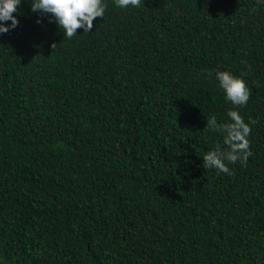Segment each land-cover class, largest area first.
<instances>
[{"label":"trees","instance_id":"obj_1","mask_svg":"<svg viewBox=\"0 0 264 264\" xmlns=\"http://www.w3.org/2000/svg\"><path fill=\"white\" fill-rule=\"evenodd\" d=\"M103 3L69 39L21 0L0 34V264H264V2ZM230 108L232 175L203 167Z\"/></svg>","mask_w":264,"mask_h":264},{"label":"clouds","instance_id":"obj_2","mask_svg":"<svg viewBox=\"0 0 264 264\" xmlns=\"http://www.w3.org/2000/svg\"><path fill=\"white\" fill-rule=\"evenodd\" d=\"M257 2L262 3L264 0H257ZM115 3L121 8L139 7L141 0H115ZM20 4L21 0H0V34L8 33L18 26L19 20L14 13L17 12ZM31 8L33 12L50 14L52 20L63 31L64 37L71 39L80 28H83L84 32H91L94 20L97 17H104L107 5L103 3V0H31ZM7 21H11V25L3 23ZM40 22L38 19L37 23ZM55 46L56 43L51 45L53 49ZM242 75H247V73H242ZM216 78L226 94V101L236 108L247 104L250 91L242 76L234 75L230 71L218 70ZM227 116L230 122L226 123H219L215 115L207 116L205 128L221 132L225 147L217 144L206 152L203 156V167L232 175L229 164L239 161L246 166L248 158L252 155L248 139L251 127L244 121L238 110L230 108Z\"/></svg>","mask_w":264,"mask_h":264}]
</instances>
